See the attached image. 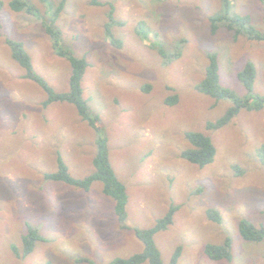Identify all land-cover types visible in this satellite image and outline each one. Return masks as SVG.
<instances>
[{"label":"rangeland","instance_id":"rangeland-1","mask_svg":"<svg viewBox=\"0 0 264 264\" xmlns=\"http://www.w3.org/2000/svg\"><path fill=\"white\" fill-rule=\"evenodd\" d=\"M11 1L0 0V264L126 259L143 250L135 230L154 227L172 207V224L154 235L162 264L177 248L176 264H264V238L248 242L239 235L242 220L264 228V108L240 110L228 124L210 130L208 123L233 102L196 89L214 53L223 87L240 100L264 96V39L236 36L225 23L246 16L254 32L264 34V3L65 0L56 22L60 44L86 58L83 98L99 117L110 163L126 187L121 222L101 182L84 191L45 178L57 170L59 156L74 179L91 174L99 135L72 104L44 106L47 92L24 78L25 69L12 58L8 40L23 45L51 90H69L70 62L56 54L43 25L52 5L20 0L34 8L33 17L12 11ZM60 1L50 0L54 6ZM212 19L219 20L214 34ZM107 28L119 48L107 38ZM247 63L255 68L251 94L237 78ZM174 96L176 102L167 104ZM190 132L204 133L215 147L212 162L202 168L182 157L191 147ZM210 209L219 219L208 217ZM29 228L40 239L28 256L18 258L13 249L23 251ZM227 241L230 260L207 257L208 245Z\"/></svg>","mask_w":264,"mask_h":264},{"label":"trees","instance_id":"trees-1","mask_svg":"<svg viewBox=\"0 0 264 264\" xmlns=\"http://www.w3.org/2000/svg\"><path fill=\"white\" fill-rule=\"evenodd\" d=\"M40 1L50 3V5H52L51 8H53L50 19L48 21H43V25L46 33L53 40L56 54L60 57L67 58L70 62L71 74L69 78V90L65 93H55L51 90L44 79L37 75L33 70L31 58L24 50L23 45L19 42L8 40L7 44L11 49L12 58L25 69L26 73L24 78L36 82L47 92L48 98L44 102V106L53 102H66L72 104L77 109L78 115L81 119L99 135L96 141V154L92 162L94 171L91 174L82 179H74L68 173L67 165L59 156L57 159V170L54 173L46 174L45 178L50 181L63 182L78 187L84 191H88L94 182H101L103 193L112 198L115 202L114 210L116 216L121 222H124L126 219L125 211L127 203L126 187L118 180L110 163L107 139L104 135H101L102 127L99 122V117L90 111L83 98L81 82L88 65L86 58L85 56L76 57L70 50L63 48L60 44L61 31L56 27V22L60 13L63 11L65 0H61L60 3L55 6L51 4L50 0ZM223 1L226 5H229L228 0ZM260 1L264 3V0ZM9 5L11 10L15 13H25L33 17L37 16L36 11L30 4H25L20 0H12ZM1 6L2 4L0 2V7ZM218 21V19H212V34L216 32V23ZM225 23L227 29L229 31H234L236 36L240 35L241 32H244V34L251 40L264 39V34L261 35L254 32L253 27L250 25V19L246 16L226 18ZM242 27L244 28L243 31L239 30ZM107 38L113 46L118 48L121 46V43L112 37L110 28H107ZM208 58L210 63L207 66L204 79L196 85L197 91L215 99L216 101L230 99L233 102V106L230 107L217 121L209 122L207 128L210 130H217L225 126L240 112V110L258 111L264 108V96L252 94L250 97L240 100L236 98L229 89L223 87L219 81L217 55L210 53ZM237 78L242 86L251 94L255 79L254 66L251 63H247L245 67L237 73ZM176 100L177 96H174L168 99L167 104H174ZM187 137L191 147L183 151V159L200 168L210 164L215 155V147L211 139L204 133L200 132L187 133ZM174 209L175 207H172L162 219L158 220L154 227L150 229L135 230L137 238L143 244V250L140 253L126 259H114L109 264H142L144 262H148L149 264H162L160 253L154 242V235L160 231L166 230L167 227L172 224ZM207 215L211 220L219 219L216 211L212 209L207 211ZM37 235L35 229L29 228L23 239V251H16V248H14V254L18 258H25L28 256L31 253L35 242L40 239ZM239 235L245 241L260 242L264 238V228L242 220L239 223ZM205 253L207 257L213 261H219L222 259L230 260L232 257L231 246L228 241L224 245H208L205 249ZM179 256L180 248H177L168 264H176ZM80 260L82 262H88L86 259Z\"/></svg>","mask_w":264,"mask_h":264}]
</instances>
